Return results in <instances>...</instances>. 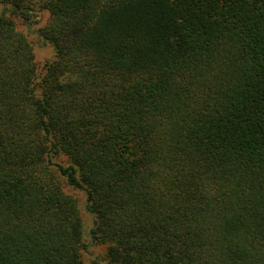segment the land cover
I'll return each mask as SVG.
<instances>
[{
	"label": "trees",
	"instance_id": "16d2710c",
	"mask_svg": "<svg viewBox=\"0 0 264 264\" xmlns=\"http://www.w3.org/2000/svg\"><path fill=\"white\" fill-rule=\"evenodd\" d=\"M0 5V264H264V0Z\"/></svg>",
	"mask_w": 264,
	"mask_h": 264
},
{
	"label": "rangeland",
	"instance_id": "374dc122",
	"mask_svg": "<svg viewBox=\"0 0 264 264\" xmlns=\"http://www.w3.org/2000/svg\"><path fill=\"white\" fill-rule=\"evenodd\" d=\"M5 9L4 5H0V13L3 12ZM47 19L46 13H37V15L34 17L35 24L31 26L30 28L27 27L26 25H23L19 20H17V28L22 31L24 34L27 35L29 41L31 42L33 48H34V53H35V61L38 65V68H41L44 61L50 56L51 50L45 46L41 41H39L38 36L36 34V29L41 27L44 22ZM64 162V160H61ZM76 197L79 198V200L82 201L84 200V195L80 192H75L74 193ZM83 204V203H82ZM85 216V221L84 225L87 227L89 226L90 222V217L84 213ZM85 264H89L91 260H97L101 264H106V258H105V246L103 245H94V246H89L88 252L83 255Z\"/></svg>",
	"mask_w": 264,
	"mask_h": 264
}]
</instances>
